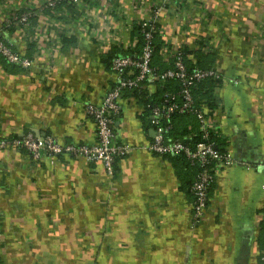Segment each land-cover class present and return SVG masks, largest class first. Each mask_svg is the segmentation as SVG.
<instances>
[{"label":"crops","instance_id":"obj_1","mask_svg":"<svg viewBox=\"0 0 264 264\" xmlns=\"http://www.w3.org/2000/svg\"><path fill=\"white\" fill-rule=\"evenodd\" d=\"M151 7L0 0V37L33 63L0 58V140L30 132L93 143L85 105L109 87L101 56L133 46ZM158 23L164 60L187 47L218 75L212 116L234 163L216 176L201 221L172 163L142 148L154 130L128 99L113 132L134 149L111 174L81 157L34 162L24 149H0V264H264V0H170Z\"/></svg>","mask_w":264,"mask_h":264},{"label":"built area","instance_id":"obj_2","mask_svg":"<svg viewBox=\"0 0 264 264\" xmlns=\"http://www.w3.org/2000/svg\"><path fill=\"white\" fill-rule=\"evenodd\" d=\"M170 0H150L151 13L142 20L145 45L141 54L133 56L114 57L110 63V83L101 101L97 104L87 103L85 112L95 124V141L93 143H67L61 144L51 135L43 138L36 137L27 132L15 138L0 140V149L10 146L26 150L31 160L38 162L44 155L53 157L68 155L81 157L90 162H102L107 171L113 172L112 164L117 158L129 155L134 147L128 143L118 142L114 139V124L122 113L124 92L141 85L144 81L149 84L163 83L168 79L179 81L181 89L176 93H166V104L155 106L151 110V123L154 135L150 142L142 148L150 154L179 155L184 154L191 165L198 166L199 171L192 184L193 193L192 213L195 222L201 221L208 206L209 191L221 169L231 166L234 161L231 153L223 148L220 150L214 142H200L194 147L186 145L178 139L166 135L170 125L165 127L162 120H169L175 113H192L198 123L199 131L204 140L208 139L211 132L217 133L215 121L211 110L202 104L197 106L192 95V87L197 81L218 78L213 68L195 66L189 70L181 57V50L171 51L169 58H173V67L158 71L151 66L154 51L152 36L156 30L158 19L165 5ZM48 5L53 6L51 2ZM0 57L9 64L17 65L24 69H31L33 63L25 56L23 50H14L10 43L0 37ZM135 72H133L132 70ZM131 70V72H127ZM264 263V249L261 255Z\"/></svg>","mask_w":264,"mask_h":264},{"label":"trees","instance_id":"obj_3","mask_svg":"<svg viewBox=\"0 0 264 264\" xmlns=\"http://www.w3.org/2000/svg\"><path fill=\"white\" fill-rule=\"evenodd\" d=\"M141 24L142 21L134 24L132 28L131 35L135 37L133 46L129 47L128 49H122L118 45H114L106 54H103L101 56L102 62L104 63L107 69L110 70V63L114 57L129 55L137 58L141 54L142 49L145 45L143 30L148 28L146 26L143 27ZM154 25H156V30L153 33L151 40L152 46L154 47V51L151 58V66L158 71H163L173 67L174 59L172 57L168 58L167 60H164L162 58L160 54V49L163 47V42L160 36V26L159 23H154ZM179 50H181V57L183 58L184 63L186 64L189 70H191L195 66L209 68L207 64H205L206 62H204V55L202 52H191L187 49V47L180 48ZM189 54H193L197 62H193L188 57ZM5 62L8 63L7 61ZM131 70H127V72H131ZM132 71L135 72L134 70ZM147 84L149 83L144 81L141 85H138L137 87L125 90L123 95L124 100L132 99L136 102L139 108L142 109V112L139 115V120L146 127V129L150 127L153 128V124L151 123L150 119L152 108L155 106H162L166 104V93L177 94L181 89L180 83L176 79H168L163 83L154 82L153 84H151L154 87L152 88V90L147 87ZM215 84V79L212 78L203 79L197 81L194 84L191 92L197 106L205 104L211 110V112L215 109L217 101L214 95V88L216 87ZM162 124L167 128L170 125L169 129L166 131L167 136L172 139L181 140L190 147H194L197 143L207 141L214 142L220 150L223 149V142L220 140L221 138L219 134L211 132L208 134V139H203L202 132L199 131L195 115L192 113L183 114L177 112L171 115L169 120H162ZM159 156L165 158L166 160L172 163L181 181L182 189H184L188 194L190 193L191 196H193L191 187L193 182L195 181V178L199 171V167L191 165L185 155L182 153L179 155Z\"/></svg>","mask_w":264,"mask_h":264},{"label":"water","instance_id":"obj_4","mask_svg":"<svg viewBox=\"0 0 264 264\" xmlns=\"http://www.w3.org/2000/svg\"><path fill=\"white\" fill-rule=\"evenodd\" d=\"M153 135H154V131H152Z\"/></svg>","mask_w":264,"mask_h":264}]
</instances>
